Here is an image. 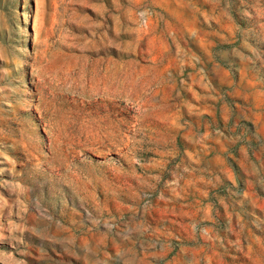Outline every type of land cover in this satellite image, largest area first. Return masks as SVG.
Returning a JSON list of instances; mask_svg holds the SVG:
<instances>
[{
    "label": "rangeland",
    "instance_id": "rangeland-1",
    "mask_svg": "<svg viewBox=\"0 0 264 264\" xmlns=\"http://www.w3.org/2000/svg\"><path fill=\"white\" fill-rule=\"evenodd\" d=\"M0 264H264V0H0Z\"/></svg>",
    "mask_w": 264,
    "mask_h": 264
}]
</instances>
